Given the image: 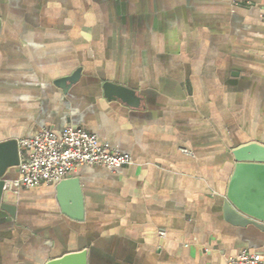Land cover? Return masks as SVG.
<instances>
[{"label": "crops", "instance_id": "obj_1", "mask_svg": "<svg viewBox=\"0 0 264 264\" xmlns=\"http://www.w3.org/2000/svg\"><path fill=\"white\" fill-rule=\"evenodd\" d=\"M0 19V142L73 125L134 161L69 178L82 221L64 214L61 182L8 192L16 211L0 210V264L81 252L88 264L264 257V231L224 211L232 151L264 144V0H0ZM107 82L138 104L107 98Z\"/></svg>", "mask_w": 264, "mask_h": 264}, {"label": "water", "instance_id": "obj_2", "mask_svg": "<svg viewBox=\"0 0 264 264\" xmlns=\"http://www.w3.org/2000/svg\"><path fill=\"white\" fill-rule=\"evenodd\" d=\"M2 21L0 19V30ZM76 74L72 78L63 79L72 84L78 80ZM105 95L109 99H120L131 105L138 104V98L134 90L107 82L104 85ZM235 168L231 176L226 203L224 207L226 220L236 226H254L264 231V144L252 142L232 151ZM21 162L20 146L17 140L0 142V210L14 216L16 206L8 197L6 185L13 181L9 177L11 169L18 168ZM58 201L64 214L75 220H83L82 196L79 180L68 179L59 184L57 188ZM69 192L77 203L75 215L65 208L63 194ZM47 264H88L87 253L81 252L67 255L61 259L50 261Z\"/></svg>", "mask_w": 264, "mask_h": 264}, {"label": "built area", "instance_id": "obj_3", "mask_svg": "<svg viewBox=\"0 0 264 264\" xmlns=\"http://www.w3.org/2000/svg\"><path fill=\"white\" fill-rule=\"evenodd\" d=\"M25 149L19 165V178L6 185L9 192L37 189L57 184L73 176L82 166H100L114 171L133 165L131 155L113 151L110 146L83 129L70 125L62 132L42 129L19 142ZM161 237L165 233L161 232ZM229 264H264L261 253L242 250Z\"/></svg>", "mask_w": 264, "mask_h": 264}]
</instances>
